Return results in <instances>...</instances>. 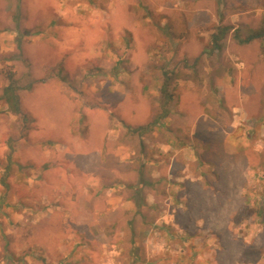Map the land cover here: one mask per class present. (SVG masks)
Segmentation results:
<instances>
[{"label": "rangeland", "instance_id": "1", "mask_svg": "<svg viewBox=\"0 0 264 264\" xmlns=\"http://www.w3.org/2000/svg\"><path fill=\"white\" fill-rule=\"evenodd\" d=\"M234 29L264 0H0V264H264V37Z\"/></svg>", "mask_w": 264, "mask_h": 264}, {"label": "trees", "instance_id": "2", "mask_svg": "<svg viewBox=\"0 0 264 264\" xmlns=\"http://www.w3.org/2000/svg\"><path fill=\"white\" fill-rule=\"evenodd\" d=\"M232 27L230 25H217L214 28V31L212 32L210 36V52L220 49L222 47V40L231 32ZM233 36L235 39H237L240 43H248L256 38L264 37V29H258V30H253L247 33L246 35L240 34V31L237 29H234L232 32ZM6 75L8 78V84L4 87L0 97L5 101V103L9 106V109L15 113H21V102H20V89L21 86L18 83V79L16 78V73L11 70L7 69L6 70ZM168 86V83H164V89L165 87ZM166 114L164 115H159L154 120L155 125H157L159 122L162 121V118L165 117ZM151 124V123H149ZM148 124V125H149ZM144 127V126H143ZM142 128V127H141ZM6 169V168H5ZM5 173V172H4ZM4 176L1 180L2 184L4 187L8 188L9 184L5 180Z\"/></svg>", "mask_w": 264, "mask_h": 264}]
</instances>
